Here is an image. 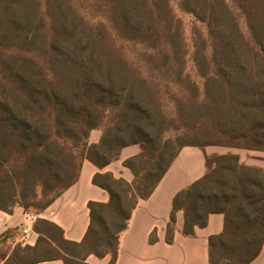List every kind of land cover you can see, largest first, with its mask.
I'll return each instance as SVG.
<instances>
[{
	"label": "trees",
	"instance_id": "1",
	"mask_svg": "<svg viewBox=\"0 0 264 264\" xmlns=\"http://www.w3.org/2000/svg\"><path fill=\"white\" fill-rule=\"evenodd\" d=\"M85 1L99 3L101 20L90 22L74 0H0V209L41 213L77 182L85 159L102 170L140 145L122 162L133 178L95 173L109 200L88 202L83 239L68 240L59 225L37 218L35 244L19 242L8 255L6 248L4 264H88L91 254L115 264L138 201L185 146L203 150L206 171L174 195L166 241L180 211L189 236L223 214L222 231L208 238L209 264H253L264 244V168L230 152L210 164L204 148L264 151V0H180L204 25L195 26L189 57L199 82L185 71L188 46L169 0ZM167 70L163 85L177 86L172 113L154 77ZM93 130L101 131L97 143L89 142Z\"/></svg>",
	"mask_w": 264,
	"mask_h": 264
},
{
	"label": "crops",
	"instance_id": "2",
	"mask_svg": "<svg viewBox=\"0 0 264 264\" xmlns=\"http://www.w3.org/2000/svg\"><path fill=\"white\" fill-rule=\"evenodd\" d=\"M97 131H91L90 143L99 142L101 134ZM210 147L204 148L208 156ZM247 151L252 154L247 155V159H244L239 153L240 161L247 165L264 168V151ZM138 152L136 145L125 147L121 150L117 161L110 163L102 170L85 159L81 164L77 182L65 190L41 213H36L38 218H44L59 225L63 229L66 239L81 241L89 224L88 202L90 200L99 202L109 200L107 191L93 184L95 173L110 171L115 177L131 181L133 175L128 168L123 166L122 162ZM205 171L206 158L200 147L185 146L179 151L150 197L138 201L128 227L120 236L115 264H209L208 238L222 231L223 214H211L208 224L203 228L195 227L194 234L189 236L182 232L184 220L183 213L180 211L177 214L172 242L166 241V226L174 195L201 177ZM26 214L27 212L19 206L15 207L11 213L0 209V236L4 237L8 234L6 239L0 237L2 239L0 240V251L7 248L8 255L15 244L19 242L35 244L38 234L33 229L34 224L30 226L29 233L23 232ZM151 233L156 236V241L153 243L149 242ZM86 262L88 264H109L110 256L99 258L91 254L86 258ZM0 264H4V259L1 257ZM37 264H63V261L54 259ZM253 264H264V244Z\"/></svg>",
	"mask_w": 264,
	"mask_h": 264
},
{
	"label": "rangeland",
	"instance_id": "3",
	"mask_svg": "<svg viewBox=\"0 0 264 264\" xmlns=\"http://www.w3.org/2000/svg\"><path fill=\"white\" fill-rule=\"evenodd\" d=\"M76 6L80 9V11H82V13L88 18L90 19V22H97L98 20H101V7L99 5V3H96L94 1H85V0H74ZM170 2V6H171V9L172 11L175 13V15L177 17H179L182 21V24H183V32H184V37H185V43L186 45L188 46L187 47V50H188V53L186 55V58L188 59V65H187V68L185 71H187V73H190V77L191 79L199 82L200 81V78L197 77V74L195 73V70L192 68V65L190 63V58L191 57V50H192V42H193V32H194V29H195V26H198L199 29L201 31L204 30V25L200 22H198L195 17L188 13V12H185L181 9L180 7V0H169ZM235 14H236V17L238 19V23L240 25V28H241V31L246 35V36H249V30H248V27H247V24L244 20V17L243 15L238 11V10H235ZM138 48H140V46H138ZM136 47V49H138ZM140 66H142L141 64H139ZM143 73L145 74V72L143 71ZM173 74L171 73L170 70H167V71H162V73L160 75H156L154 74V77H158V79L156 81L159 82V88L162 89V102H163V106L165 108L166 111L168 112H173L174 111V101L172 102V97H174V95L177 93V90L173 88H176L177 86L173 87V86H168L167 89H166V86L163 85V82L170 77V75ZM157 82V83H158ZM179 96L180 98H185V95H184V92L183 90H179ZM98 133L100 132L101 134V131L98 130L97 131ZM96 133V134H98ZM174 134V131H171L169 135H173ZM220 139V138H219ZM199 140H201L202 142H205V138H200ZM213 140H216L218 141V138L213 136ZM141 147L140 145H136V148L138 151L141 150ZM209 152H210V155L208 156V163L210 164H213V157L216 155V154H224V153H228V152H237L236 154H241L242 158L244 159H247V155H250L252 153L248 152L247 149H242V148H233V147H225V146H219V145H213L211 146L209 149ZM246 157V158H245ZM117 161L114 160L113 162ZM115 164V163H114ZM2 184L7 188L8 187V180L7 179H3V182ZM30 211H33V210H30ZM5 246H8L7 244H5ZM2 250V249H1ZM3 251V250H2ZM0 251V252H2Z\"/></svg>",
	"mask_w": 264,
	"mask_h": 264
},
{
	"label": "built area",
	"instance_id": "4",
	"mask_svg": "<svg viewBox=\"0 0 264 264\" xmlns=\"http://www.w3.org/2000/svg\"><path fill=\"white\" fill-rule=\"evenodd\" d=\"M38 218V215L36 213L30 212L27 213L24 217V229L23 232L25 234L30 232V226L35 223L36 219Z\"/></svg>",
	"mask_w": 264,
	"mask_h": 264
}]
</instances>
